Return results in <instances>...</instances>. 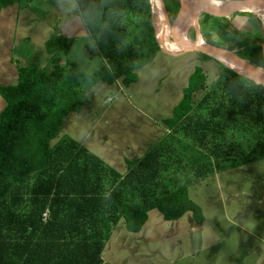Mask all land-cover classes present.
Instances as JSON below:
<instances>
[{
	"label": "trees",
	"instance_id": "obj_1",
	"mask_svg": "<svg viewBox=\"0 0 264 264\" xmlns=\"http://www.w3.org/2000/svg\"><path fill=\"white\" fill-rule=\"evenodd\" d=\"M72 1L104 69L87 74L70 62L72 71L62 75L17 66L15 82L0 86V264H103L112 229L122 221L127 232L138 233L151 210L164 221L189 214L202 222L185 186L166 188L175 173L171 164L181 162L179 146L197 156L190 168L198 180L214 169L223 172L264 158V88L222 66L206 86L203 71L193 69L163 120L165 138L127 160L123 173L75 139L60 136L64 118L82 110L91 87L119 81L126 88L160 50L150 0ZM162 1L171 20V8L179 7ZM19 4L0 0V12ZM234 16L255 20L247 12ZM255 31L229 28L226 18L208 19L204 38L261 63L263 34ZM58 52L67 53L63 35L44 43L49 57ZM228 134L246 136L253 145L240 152Z\"/></svg>",
	"mask_w": 264,
	"mask_h": 264
},
{
	"label": "rangeland",
	"instance_id": "obj_2",
	"mask_svg": "<svg viewBox=\"0 0 264 264\" xmlns=\"http://www.w3.org/2000/svg\"><path fill=\"white\" fill-rule=\"evenodd\" d=\"M151 6L157 33L161 25L155 4L151 2ZM171 10L174 24L165 37L179 44L174 28L182 10ZM254 16L255 23L232 15L226 18L227 25L258 30L264 48V18ZM194 22L185 31L187 40L197 19ZM57 35L66 38L67 53L49 57L44 43ZM217 35L213 32L212 39ZM89 40L72 0H20L19 5L6 7L0 12V86L15 82L17 66H36L46 74L58 71L62 75L72 71L70 62L87 74L103 70ZM233 52L246 58L242 52ZM195 67L203 71L205 86L221 71L220 64L197 53L168 55L159 50L150 64L136 71V82L126 88L119 81L91 87L82 110L64 118L59 135L75 139L123 172L125 159L139 158L165 138L163 120L171 115ZM3 107L0 98V111ZM226 138L240 152L247 153V146L253 145L246 136L228 134ZM178 149L181 162L171 164L175 173L166 181V188L185 186L189 199L201 210L202 222H195L189 214L164 221L151 210L141 231L129 233L120 221L104 244L105 264H264V158L223 172L214 169L198 180L190 168L197 156L185 146Z\"/></svg>",
	"mask_w": 264,
	"mask_h": 264
},
{
	"label": "water",
	"instance_id": "obj_3",
	"mask_svg": "<svg viewBox=\"0 0 264 264\" xmlns=\"http://www.w3.org/2000/svg\"><path fill=\"white\" fill-rule=\"evenodd\" d=\"M157 1L159 3L163 16L162 22L170 28L174 24V22H172L171 24L168 11L163 1ZM173 1L178 5L179 11L185 10L187 13L194 12L197 16L198 21L196 26H194V28L192 29L193 34L191 38L185 42V47L181 52H165L160 47L156 37L160 51L168 55H177L185 52L197 53L198 55L213 60L220 64L222 67L232 71L239 76L247 78L253 83L264 88V62L257 63L255 61L238 56L234 54V52L232 53V51H227L211 46L206 42L204 38L206 22L208 19L228 18L237 13L245 12L254 15V12L250 11V9L264 10V0H227L225 5L217 8L216 6H208L201 0H194V2L192 0ZM209 7H213V10H209Z\"/></svg>",
	"mask_w": 264,
	"mask_h": 264
},
{
	"label": "bare ground",
	"instance_id": "obj_4",
	"mask_svg": "<svg viewBox=\"0 0 264 264\" xmlns=\"http://www.w3.org/2000/svg\"><path fill=\"white\" fill-rule=\"evenodd\" d=\"M192 1L194 2V0ZM201 1L208 6H214V7L216 6V8L225 5L227 2V0H201ZM151 2L156 6L157 15L161 25L159 31L156 33L157 34L156 37L160 47L162 48V50L168 53L181 52L185 47V42L187 41V38L185 36V31L188 27L195 24L194 20L197 19L196 14L194 12L187 13L185 10L181 11L180 20L177 21V24L175 25L174 28L177 41L179 42V44L177 43L178 44L177 45L176 43L174 44L169 42L165 37L168 27L162 22L163 16L158 1L151 0ZM209 10H213V7H209ZM250 11H253L256 14V16L260 18H264V10L250 9Z\"/></svg>",
	"mask_w": 264,
	"mask_h": 264
},
{
	"label": "crops",
	"instance_id": "obj_5",
	"mask_svg": "<svg viewBox=\"0 0 264 264\" xmlns=\"http://www.w3.org/2000/svg\"><path fill=\"white\" fill-rule=\"evenodd\" d=\"M89 43H90V45H92L91 47H93V44H92V41H91V39L89 40ZM95 50V49H94ZM96 55H98V53L96 52ZM98 57H100L99 55H98ZM83 146V145H82ZM84 147V146H83ZM88 149V148H87ZM89 150V149H88ZM90 151V150H89ZM96 155V154H95ZM97 156V155H96ZM101 159V158H100ZM135 159H137V158H135ZM135 159H131V160H135ZM103 160V159H102ZM128 159H125V162L127 161ZM104 161V160H103ZM105 162V161H104ZM124 162V163H125ZM105 163H107V162H105ZM108 164V163H107ZM109 166H111L110 164H108ZM116 169V168H115ZM117 170V169H116ZM122 170H123V172L125 171V167L124 168H122ZM119 171V170H118ZM120 172V171H119ZM122 171H121V173H123ZM103 264H105V262H104V260H103Z\"/></svg>",
	"mask_w": 264,
	"mask_h": 264
},
{
	"label": "built area",
	"instance_id": "obj_6",
	"mask_svg": "<svg viewBox=\"0 0 264 264\" xmlns=\"http://www.w3.org/2000/svg\"><path fill=\"white\" fill-rule=\"evenodd\" d=\"M47 213L45 212L43 215H42V218H43V220H45V219H47Z\"/></svg>",
	"mask_w": 264,
	"mask_h": 264
}]
</instances>
